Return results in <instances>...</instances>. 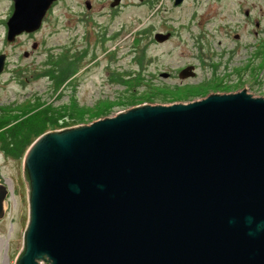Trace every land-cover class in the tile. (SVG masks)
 <instances>
[{
  "label": "water",
  "instance_id": "95a60500",
  "mask_svg": "<svg viewBox=\"0 0 264 264\" xmlns=\"http://www.w3.org/2000/svg\"><path fill=\"white\" fill-rule=\"evenodd\" d=\"M53 1L14 0L7 39L38 29ZM22 166L14 264H264V96L245 87L46 130ZM7 193L0 182V219Z\"/></svg>",
  "mask_w": 264,
  "mask_h": 264
},
{
  "label": "rangeland",
  "instance_id": "374dc122",
  "mask_svg": "<svg viewBox=\"0 0 264 264\" xmlns=\"http://www.w3.org/2000/svg\"><path fill=\"white\" fill-rule=\"evenodd\" d=\"M86 1L59 0L33 35L19 34L13 45L2 43L0 27V49L9 52L0 73V102L17 100L22 107L32 94L55 104L74 100L84 112L79 123H89L105 116L97 113L103 108L109 110L106 115H112L138 103L189 101L210 91L245 87L253 95L264 96V0H184L178 5L172 0H159L156 5L149 0H122L115 14L109 12V0H88L90 7ZM6 5L0 0L1 17ZM145 27L148 31L138 39V29ZM167 27L174 31L172 37L153 40L156 30ZM119 28L124 29L111 39ZM101 35L107 37L103 44ZM34 41L38 44L32 47ZM66 47L73 52L86 48L87 52L54 92L48 78L34 73L43 68L47 52L58 54ZM259 47H263L261 56ZM31 49H35L32 55H24V50ZM187 63L194 65L196 73L183 79L177 70ZM243 67L239 75L236 69ZM164 70L173 75L162 76ZM116 72L130 73L119 83L111 81ZM210 78L218 83L208 89L201 81ZM128 88L143 99L132 105L119 103ZM161 90L170 97H153ZM57 128L61 127L48 126L47 130ZM22 159L0 150V182L8 188L7 208L0 219V264H14L28 219Z\"/></svg>",
  "mask_w": 264,
  "mask_h": 264
},
{
  "label": "trees",
  "instance_id": "16d2710c",
  "mask_svg": "<svg viewBox=\"0 0 264 264\" xmlns=\"http://www.w3.org/2000/svg\"><path fill=\"white\" fill-rule=\"evenodd\" d=\"M150 1L156 5L159 0ZM147 31V27L138 29L140 35L137 38L141 39L142 34ZM104 41L105 38H102L101 43L103 44ZM257 53L261 56L263 47H259ZM85 54L86 49L78 48L76 52H73L71 47H66L60 54L50 53L48 59L43 61V68L34 75H43L48 78L50 90L54 91L74 73L75 68L84 60ZM236 71L239 75L243 72L242 68H237ZM129 73L116 72L111 81L123 83L127 78L126 74L129 75ZM238 85L241 84L238 83ZM204 87L212 88V83L204 84ZM124 91L126 94L121 100L122 102H119L121 104L132 105L137 103V100L143 99V95L132 93L129 88ZM153 95L161 100L170 97L164 90L156 91ZM11 103L0 102V150L10 157L21 158L32 140L46 131L48 126L54 128L69 126L84 119V112L74 100L55 104L42 99L41 95L32 94L22 107L18 106L17 100ZM108 111V108H103L97 113H99L98 116H102L108 114Z\"/></svg>",
  "mask_w": 264,
  "mask_h": 264
},
{
  "label": "flooded vegetation",
  "instance_id": "af4514ba",
  "mask_svg": "<svg viewBox=\"0 0 264 264\" xmlns=\"http://www.w3.org/2000/svg\"><path fill=\"white\" fill-rule=\"evenodd\" d=\"M4 1H6L7 2V5H6V11H5V13H4V15L1 17L0 16V27H1V29H2V32H1V41H2V43L6 46V45H13V44H15L16 43V39H17V36L19 35V34H27V35H33L34 33H35V31L37 30H34V31H31V32H27V31H24V32H21V33H19V34H16L15 35V37H14V39L13 40H8L7 39V30H8V25H7V19H8V17H9V15L11 14V12H12V10H13V7H14V0H4ZM58 1L59 0H55V1H53L52 2V4H51V6L48 8V10L46 11V13H45V15H44V17H43V19H42V22H41V25H40V27L43 25V22L47 19V17H48V15L51 13V11H52V9L54 8L53 6H55L57 3H58ZM184 0H182L179 4H181L182 2H183ZM111 2H112V0H109V12H110V14H115L117 11H118V9L120 8V5H121V3H122V0H120L119 1V3H117V4H115V5H112L111 4ZM149 2H151L150 0L148 1V3ZM159 2V1H158ZM172 3L174 4V0H172ZM174 5H178V4H174ZM255 24H258V21H255ZM39 27V28H40ZM38 28V29H39ZM105 29H106V27H105ZM123 29L124 28H119L118 30H116L115 32H114V34L110 37L111 39L112 38H115V36H117V35H119L122 31H123ZM157 31H162V32H169L170 34H169V36H168V38L167 39H169L170 37H172L173 35H174V31L173 30H171L170 28H166L165 30H156L155 32H157ZM154 32V33H155ZM153 33V34H154ZM101 38L99 39V41H100V43H101V39L102 38H107L106 36H104V35H101L100 36ZM153 40H154V38H153ZM166 40V39H165ZM157 41V40H156ZM38 44V42L37 41H34L33 43H32V47H34V46H36ZM84 49H86V48H84ZM63 50H64V48H61V50L58 52V54H60V53H62L63 52ZM35 51V49H31V50H24V55H32L33 54V52ZM86 52H87V50H86ZM0 53H5V63H4V68L6 67V65H7V59L9 58V52H7L6 51V49H0ZM51 52L49 51V52H47V59H48V56H49V54H50ZM92 54V53H91ZM86 55V54H85ZM45 58V59H46ZM186 65H188V63L186 64ZM185 65V66H186ZM213 66V65H212ZM181 69V68H180ZM179 69V70H180ZM244 69V67L242 68V70ZM4 70V69H3ZM179 70H177V76H179L178 75V72H179ZM161 73V75L162 76H164V77H168L169 75L170 76H172L173 74L171 73V72H167V71H161L160 72ZM195 73H196V71H195ZM195 75V74H194ZM194 75H191L190 77H193ZM180 77V76H179ZM189 77V76H188ZM187 76L186 77H183V79H187L188 78ZM182 78V77H181ZM212 78H210V81H206L207 79H205L204 81H201V82H203L204 84H207V83H212V84H214V83H218V81H217V79H213V80H211ZM187 82V81H186Z\"/></svg>",
  "mask_w": 264,
  "mask_h": 264
},
{
  "label": "bare ground",
  "instance_id": "6f19581e",
  "mask_svg": "<svg viewBox=\"0 0 264 264\" xmlns=\"http://www.w3.org/2000/svg\"><path fill=\"white\" fill-rule=\"evenodd\" d=\"M43 264H45L43 261H42Z\"/></svg>",
  "mask_w": 264,
  "mask_h": 264
}]
</instances>
